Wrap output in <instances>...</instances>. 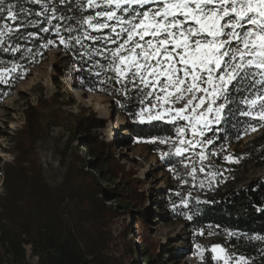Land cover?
<instances>
[{"label":"trees","instance_id":"1","mask_svg":"<svg viewBox=\"0 0 264 264\" xmlns=\"http://www.w3.org/2000/svg\"><path fill=\"white\" fill-rule=\"evenodd\" d=\"M9 2L16 3L18 11L21 7L30 9L31 15L23 21L16 22L0 18V24L7 22L14 28L21 23L23 25L19 27L16 34L7 38L5 45H19L21 51L13 54L0 50V61L4 62L0 64V67H11L15 62L23 65L27 72L48 52L57 50L73 66V78L78 87L110 97L117 113L126 118L141 108L138 92L131 91L126 98L116 92V88L122 85L114 84V82L100 83L112 73L102 72L99 77L94 75L96 71H100L93 67L95 61L99 60L101 64H105L107 61L104 56H96L91 60L81 56V53L89 47L104 49L103 41L84 40V47L70 42L67 49L59 43L56 34L57 26L60 27V35L67 38L70 34L65 31V28L71 25L79 29L76 20H79L82 15L94 14L93 10L79 9L74 0H67L65 4H60L58 0H45V6L49 11L37 16L35 13L42 11V5L29 0H6V3ZM54 3L59 9L56 15L64 16L65 19H51V8ZM2 15L6 17V13ZM69 17L73 19H68ZM43 28H48L49 31L44 32L41 30ZM81 31L83 29L71 35H79ZM88 31L91 30L88 29ZM29 33L34 35L29 37ZM110 34L109 29L92 32L93 36ZM48 40L55 43L47 48L43 47ZM106 47L110 49L115 45L109 42ZM28 49H32L33 54L43 53V55H30ZM12 76L18 77V73H13ZM21 79H13L10 83L12 85L0 84V102L13 92L14 84ZM82 80L84 83H81ZM128 87L131 88V85ZM256 91L257 88L251 87L247 82L233 88L232 104L229 107L230 111L228 110L226 114L224 125L215 127L213 132L207 134L214 140V145L209 146L217 153L213 156L214 159L220 164H226L228 161L224 157L227 155L240 158L239 163H231L240 171H247L249 167L264 166V126H260L258 120H250L248 117L238 115L240 109L246 110L240 100L244 96L250 97ZM31 111H34V108ZM35 113L26 114L28 133L32 135L39 133L38 129L35 130V124L38 122L34 116ZM250 124L256 126L259 132L240 148L243 138L251 131ZM104 125L105 122L93 114L81 116L74 122L73 138L77 139L79 145L77 148L90 157L87 165L92 166V171L99 177L97 180L108 183L113 178L108 176L105 168L112 159L111 148L114 144L98 139L95 134L92 136L93 130ZM130 129L136 139L143 141L149 150L159 154L169 151L167 145L150 141L167 137L174 139L172 129L162 122H156L153 127L143 124ZM163 162H167L166 157ZM237 183L238 185L228 188L212 186L204 190L201 199H197L195 195L189 196V186L186 183L167 182L156 192L158 201L154 202L153 206L164 214L167 221L187 223L188 230L192 233H213L211 235L218 238V242L226 248L233 259L243 256L250 264H264V240L252 239L257 236L264 237V175L244 182L239 180ZM124 184L128 185L126 183L116 185L120 191L111 192L104 189L103 193L107 199L116 203L115 206L106 205L102 198H97L96 193L86 191L82 186L76 185L73 180L51 186L44 178L41 167L33 166L32 163L21 160L15 155L13 162L7 164L3 171L1 184L0 264H125L124 257H116L112 252L114 240L108 228V215H111L113 207L124 204L123 208H126L132 203L133 189L130 186L124 187ZM185 198L189 200L187 208L181 204V200ZM173 205L176 207L174 208ZM188 216L192 218L188 219ZM229 232L238 235L229 237L227 235ZM134 247L136 254H143L141 242H135ZM26 248H29L31 257L36 259L35 263L28 262ZM126 249L127 253H130L129 248L126 247ZM168 254L172 259L178 256L175 248L169 250ZM153 256H144L143 263L157 264L158 258Z\"/></svg>","mask_w":264,"mask_h":264},{"label":"snow or ice","instance_id":"2","mask_svg":"<svg viewBox=\"0 0 264 264\" xmlns=\"http://www.w3.org/2000/svg\"><path fill=\"white\" fill-rule=\"evenodd\" d=\"M29 2L42 5V11L35 13L37 16L49 11L45 0ZM58 2L65 4L67 0ZM74 2L79 9H91L94 14L82 15L76 20L79 29L71 25L66 27L65 31L70 34L67 38L60 35V27L57 26L59 43L67 49L70 42L81 47H84V40L104 42V49L89 47L81 56H86L89 60L96 56L105 57V64L97 60L93 65L94 68L100 69L94 73L97 77L101 76L102 72L112 73L101 80V84L114 82L122 85L116 88V92L126 98L131 91L140 94L139 103L142 107L136 116L141 123L162 121L176 126L175 139L156 138L150 142L171 145L168 152L161 153V158L172 155L185 157L186 153L191 152L196 157L191 165L183 159L180 163L192 180H196L198 171L204 173L206 167H212L211 158L217 153L209 148L214 145V140L207 134L214 131V125L218 126L224 122L226 110L230 111L233 88L244 82L257 88L255 94L244 96L240 100L246 110L240 109L238 115L258 120L260 126H264V0ZM149 5L155 7H146ZM57 11L59 9L54 3L51 19H65L64 16H57ZM5 13L6 17L2 15ZM29 15L30 9L21 7L18 11L16 3L0 0V18L16 22L23 21ZM21 26L22 23L15 28L7 22L0 24V50L13 54L21 51L19 45L5 46L7 38L16 34ZM80 29L83 31L79 35H71ZM104 29H109L111 34L92 35V32ZM41 30L49 31L48 28ZM33 35L29 33V37ZM109 42L115 47L107 48ZM54 43L48 40L43 47L47 48ZM27 51L30 55H43L33 54L32 49ZM3 63L0 61V64ZM13 73H18V77H13ZM25 74L23 65L19 63L14 62L11 67H0V84H10L13 79L23 78ZM128 85H131V88ZM249 128L253 132L257 130V127L251 124ZM224 159L229 163H239L240 158L227 155ZM187 160L191 161L192 156H188ZM197 164L200 165L199 169ZM207 175L215 178L222 173L210 171ZM203 186L204 182L201 180L200 187ZM176 195L179 196L180 193ZM181 204L187 208L189 200L182 199ZM200 235H204V232ZM227 235L232 237L238 234L229 232ZM252 239L264 240V237L257 236ZM196 248L203 261L206 249L200 245ZM210 251L214 254L212 259L222 261L223 264H250L243 256L233 259L219 244L213 245Z\"/></svg>","mask_w":264,"mask_h":264},{"label":"rangeland","instance_id":"3","mask_svg":"<svg viewBox=\"0 0 264 264\" xmlns=\"http://www.w3.org/2000/svg\"><path fill=\"white\" fill-rule=\"evenodd\" d=\"M73 70V66L60 51H50L14 84L13 92L0 102V193L3 171L7 164L13 162L15 155L33 166L41 167L44 178L51 186L73 180L86 191L96 193L97 198H102L106 205L115 206L116 203L107 199L104 189L118 191L116 185L126 183L134 192L132 203L126 208H123L124 204L113 207L111 215H108V228L114 240L112 252L116 257H124L125 264H144L142 258L146 255L157 256V264H223L222 261L213 260L214 254L210 251L213 245H221L218 238L206 232L204 235L192 233L187 223L167 221L162 212L154 209L153 204L158 201L156 192L167 182L183 183L187 180L189 193L201 199L204 190L212 186L228 188L238 185L239 180L244 182L264 175V166L240 171L231 163L220 164L212 157L211 169L206 167L204 173L198 171L196 180H192L180 163L183 159L191 165L196 159L191 152L186 153L185 157L168 156L166 161L170 163H164L165 157L161 158V154L149 150L143 141L135 138L130 129L143 124L153 127L156 122L162 121L141 123L136 116L140 109L131 113L129 118L118 114L110 97L78 87L73 78ZM32 108L34 111H31ZM33 112H36L34 116L38 120L35 130L39 131L34 136L28 133L26 120V114ZM89 114L105 122L104 127L92 131V136L95 134L98 139L114 144L111 148L112 159L105 168L108 176L113 178L108 183L97 180L98 175L92 171V166L87 165L90 157L77 148V139L73 138L74 122ZM162 123L169 125L175 139L176 126ZM258 132V129L250 131L243 138L240 148ZM166 145L170 150L171 145ZM188 156H192L191 161L187 160ZM210 171L222 175L210 178L207 175ZM201 180L204 182L202 188ZM135 242H141L143 254L134 252ZM125 243L130 253H127ZM197 245L206 249L203 261L197 254ZM172 248L178 252V256L173 259L168 254ZM26 250L28 262L35 263L36 259L31 257L29 248Z\"/></svg>","mask_w":264,"mask_h":264}]
</instances>
